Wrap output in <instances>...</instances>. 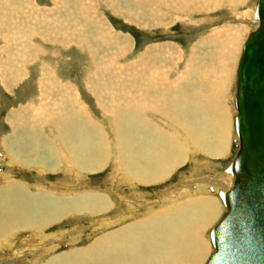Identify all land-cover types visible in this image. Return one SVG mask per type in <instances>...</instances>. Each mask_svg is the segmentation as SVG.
<instances>
[{"label":"bare ground","instance_id":"obj_1","mask_svg":"<svg viewBox=\"0 0 264 264\" xmlns=\"http://www.w3.org/2000/svg\"><path fill=\"white\" fill-rule=\"evenodd\" d=\"M257 2L258 0L252 9L254 27L242 42L236 61L234 123L233 117L225 107V94L229 85L225 79L227 76L225 61L229 60V49L233 47V41L229 42L225 39L222 41L224 42L222 50L220 48L223 45L218 44V54L215 52L213 57L215 64L209 65L212 69L205 71L206 74L202 68L197 70L192 67L190 62L194 53L190 51L189 57H185V60L182 57V61L185 62L184 73L174 80L167 77L166 72L168 75L171 74V68H163L168 64L167 61L171 62L173 56H163L162 61L156 64L150 63L151 66L148 64L145 73L141 72L137 75L140 78L135 75L133 80L131 79L134 85L129 86L128 102L123 106L110 104L105 111L111 138L107 137L103 127L91 119L83 111V105L81 106L73 97H68L67 100L71 107L68 111L72 112L70 116L67 114L68 111L66 114L58 115L49 111L42 112L40 107L43 99L49 100L50 97L43 95L44 92L52 88L56 89V86L45 87L39 84L43 94L41 93L38 108L31 110L30 113L24 112L21 117L20 108H17L13 109L9 115L12 119L16 117L15 120L11 119L15 124L11 125V132L0 139L2 151H5L6 156L8 155L10 163L27 162L35 166L34 168L37 167L36 169L40 168L38 170L41 171H53L59 167L69 177V182L61 185L64 188H81L82 180L78 184L75 177L81 176L84 171L93 172L101 169L109 154L114 155L115 167L110 176L111 188L119 183L116 169L118 164L138 180V183L147 185L165 179L175 165L184 164L189 154L201 155L208 160L215 157H228L235 138L239 149V137L236 131L237 67L242 47L249 33L258 26V20L254 17ZM50 18L33 22V24L39 22L45 29L57 27L59 24V31L54 28L49 32L50 34L46 33L45 37H48L49 42L54 40L50 42L51 44L65 45V42H60L62 38L57 34L66 24H61L59 16ZM73 44L78 48L85 47V44L82 45L80 42L74 41ZM44 69L42 67L43 72ZM194 69L198 73L194 71L193 74L196 72V75L192 74L194 79L190 80ZM94 71L98 73L99 69ZM207 74L212 75L209 81H205ZM130 77L132 78V75ZM187 78L192 81V84L209 82V85L201 86L199 92L193 89L186 94L185 89L189 88ZM42 80L44 81L45 78L42 77ZM176 80L178 82L173 83ZM227 126L230 128L234 126L235 134L229 133L231 129ZM192 163L197 169L196 164H199V160ZM208 164L209 162L202 163L201 168H206ZM194 173L195 171L188 173L186 178L189 185H183L175 196L164 195L165 199L161 198L156 204L143 207L146 213L130 222L127 220L136 214L135 211L132 212V208H138V210L142 208L141 205L134 206L135 204L130 203L135 202V199L133 200L135 193L129 197L125 194L124 198L116 194L118 201L116 202L114 199L111 201L112 196L110 197L108 191L85 190L71 195L39 186L30 189L23 182L1 178L0 238L3 235L17 234L22 230L31 231V237L35 238L34 234L43 233L50 224L53 225L64 218L82 215L103 218L106 211H115V208L122 206L119 208L126 211H117L111 219L106 218L108 221L98 222L100 226H104L105 223H117L118 227L98 235L91 244L56 254L50 252L49 246L47 248L42 246L40 257L29 260V263L205 264L214 251L211 231L226 211V205L220 193L230 188L233 174L229 173V167L218 176L208 175L200 178ZM196 180L199 181L196 182ZM129 189L134 190L131 187ZM122 222L125 223L122 224ZM207 229H209V240L208 238L203 240L202 235ZM19 252L20 250H15L14 254Z\"/></svg>","mask_w":264,"mask_h":264},{"label":"rangeland","instance_id":"obj_2","mask_svg":"<svg viewBox=\"0 0 264 264\" xmlns=\"http://www.w3.org/2000/svg\"><path fill=\"white\" fill-rule=\"evenodd\" d=\"M255 3L256 0H0V139L9 134L11 125L15 124L9 116L13 109L20 108L21 117L24 112L30 113L39 106L41 93L43 94L39 84L45 87L56 86V89L44 92L43 95L50 97L49 100L43 99L40 107L42 112L66 114L71 108L67 103L68 97H73L83 105V111L103 127L107 137L111 138L105 111L110 104L123 106L128 102L129 86L134 85L132 80L135 75L145 73L148 64L151 66L150 63L162 61L163 56H173L171 62L167 61L168 64L163 68H171V74L166 73L167 77L174 80L184 73L185 62L182 57H189L191 52L194 53L190 62L192 67L197 70L202 68L206 74L205 71L212 69L209 65L215 64L213 57L217 53L218 44L223 45L220 48L222 50V41L225 39L233 41V47L229 49V60L225 61V79L229 83L228 89L226 88L225 107L234 123L236 61L242 42L255 24L252 17ZM53 16H59L61 24H66L57 34L63 40L60 42H65L63 46L58 45L59 43L51 44L54 40L49 42L48 37H45L54 28L59 31V24L46 29L39 22L34 23L35 26L33 24ZM74 41L85 44V49L76 47ZM102 58L104 59L101 61ZM107 59L109 60L106 61ZM42 67L45 68L44 72ZM96 69H99L98 73H95ZM197 70L192 71L190 80L194 79ZM205 78V81H209L212 75L207 74ZM175 82L178 81H173ZM187 84L189 88L185 86L186 94L193 89L195 92L201 91L199 88L204 87V84L208 86L209 82L192 84L187 78ZM7 86L9 87L6 88ZM15 87L16 91L12 90ZM71 113L68 111L67 114L70 116ZM230 122L232 123V118ZM232 127H228L231 129L229 133L235 134V128ZM235 141L236 138L233 139L228 157L208 160L201 155L189 154L184 164L175 165L165 179L147 185L138 183V180L118 164L116 169L119 183L113 188L110 186V176L115 170L114 155L107 156L101 169L84 171L81 176L75 177L78 184L82 180L83 188H64L61 185L69 182V177L59 167L53 171H41L27 162L10 163L8 155L0 147V179L23 182L30 189L39 186L71 195L85 190L108 191L110 197L112 196L111 201L116 200L118 194L124 198L125 194L129 197L135 193L133 200L136 203H130L135 204L134 206L141 205L142 208H132V212L135 211L136 214L133 213L135 216L127 220L130 222L146 213L143 207L156 204L161 198L165 199L164 195L175 196L183 185L188 184L186 177L189 172L195 171L194 174L200 178L223 174L238 151ZM198 160L196 169L192 162ZM205 162L209 164L206 168H201V164ZM205 169L208 170L204 171ZM129 185L134 190H130ZM119 207L122 206L115 208V211H106L103 218H90L87 215L64 218L46 227L40 233L42 237L40 234H34L35 238L31 237L29 230L3 235L0 238V264H30L29 260L40 257L42 246H49L50 252L56 254L89 245L98 235L118 227L117 223L100 226L98 222L108 221L117 211L124 210ZM208 231L209 229L202 235L203 240H209ZM15 250L20 252L14 254ZM30 250L33 251L29 252Z\"/></svg>","mask_w":264,"mask_h":264},{"label":"water","instance_id":"obj_3","mask_svg":"<svg viewBox=\"0 0 264 264\" xmlns=\"http://www.w3.org/2000/svg\"><path fill=\"white\" fill-rule=\"evenodd\" d=\"M258 26L242 47L237 67L236 131L239 149L229 166L226 211L213 227V253L205 264H264V0Z\"/></svg>","mask_w":264,"mask_h":264},{"label":"crops","instance_id":"obj_4","mask_svg":"<svg viewBox=\"0 0 264 264\" xmlns=\"http://www.w3.org/2000/svg\"><path fill=\"white\" fill-rule=\"evenodd\" d=\"M17 80V79H16ZM4 85V84H3ZM9 86H7L6 88H8ZM5 88V87H4ZM17 87L12 88V90L16 91Z\"/></svg>","mask_w":264,"mask_h":264}]
</instances>
